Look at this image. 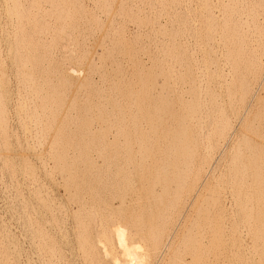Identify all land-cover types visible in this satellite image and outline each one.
<instances>
[{"label":"bare ground","instance_id":"1","mask_svg":"<svg viewBox=\"0 0 264 264\" xmlns=\"http://www.w3.org/2000/svg\"><path fill=\"white\" fill-rule=\"evenodd\" d=\"M0 264H264V0H0Z\"/></svg>","mask_w":264,"mask_h":264}]
</instances>
